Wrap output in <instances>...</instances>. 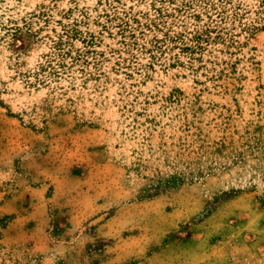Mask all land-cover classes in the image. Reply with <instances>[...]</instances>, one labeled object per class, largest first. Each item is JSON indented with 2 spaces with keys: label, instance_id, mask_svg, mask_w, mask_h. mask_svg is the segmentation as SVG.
Returning <instances> with one entry per match:
<instances>
[{
  "label": "rangeland",
  "instance_id": "374dc122",
  "mask_svg": "<svg viewBox=\"0 0 264 264\" xmlns=\"http://www.w3.org/2000/svg\"><path fill=\"white\" fill-rule=\"evenodd\" d=\"M0 264H264V0H0Z\"/></svg>",
  "mask_w": 264,
  "mask_h": 264
}]
</instances>
